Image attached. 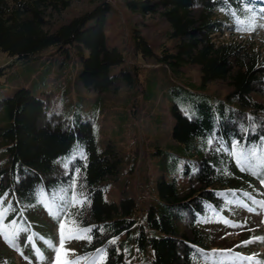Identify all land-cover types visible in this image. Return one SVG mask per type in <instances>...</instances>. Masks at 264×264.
Wrapping results in <instances>:
<instances>
[{
	"label": "trees",
	"instance_id": "1",
	"mask_svg": "<svg viewBox=\"0 0 264 264\" xmlns=\"http://www.w3.org/2000/svg\"><path fill=\"white\" fill-rule=\"evenodd\" d=\"M125 3L142 16L159 15L174 41L155 53L135 30L137 51L175 73L188 66L201 73L198 84L178 80L169 89L177 145L153 152L156 199L142 216L133 197L107 200L121 164L115 145L100 149L80 108L65 119L45 117L46 100L20 87L0 96V195L10 193L15 209L0 223L9 236L0 235V264H12L15 254L56 264L54 249L72 264H136L138 256L143 264H264V254L244 243L218 242L223 230L247 227L245 215L264 220V0ZM70 6L71 0H0V50L25 62L50 47L67 55L70 48L81 63L78 80L98 94L129 82L128 70H114L125 57L108 45L109 5L101 1L61 21ZM5 72L0 68V79ZM217 81L230 88L226 96L210 88ZM12 219L17 224L9 227Z\"/></svg>",
	"mask_w": 264,
	"mask_h": 264
},
{
	"label": "rangeland",
	"instance_id": "2",
	"mask_svg": "<svg viewBox=\"0 0 264 264\" xmlns=\"http://www.w3.org/2000/svg\"><path fill=\"white\" fill-rule=\"evenodd\" d=\"M101 1L110 7L106 26L108 45L118 47L125 57L124 63L114 70H128L129 82L118 80L109 92L98 94L78 80L81 63L70 48L69 56L50 47L25 62L15 61L0 50V68L6 69L0 79V96L28 87L46 100L45 117L55 120L65 119L76 107L80 108L97 132L100 149L111 142L119 153L120 168L116 177L109 180L105 192L107 200L120 202L125 196L133 197L138 204L137 215L142 216L158 194L160 173L158 159L153 152L158 146L174 150L177 145L172 137L175 118L169 89L178 80L198 84L201 73L197 66H188L175 73L158 62L156 56L146 57L137 51L133 37L135 30L148 40L155 53L164 46L173 48L174 41L168 37L169 24L165 20L159 15L134 13L125 0H71V6L63 12L60 20L69 21ZM261 36L264 37V31ZM210 88L223 97L230 90L221 81L210 84ZM244 217L249 223L247 227L223 230L218 234V242L223 237L230 245L251 241L244 246L253 253L264 254L262 216L248 214ZM261 236L262 240L257 239ZM76 248V244L67 246V255L63 253V259L65 256L70 258ZM15 257L12 264H31L20 255L15 254ZM136 261V264H143L144 259L138 256Z\"/></svg>",
	"mask_w": 264,
	"mask_h": 264
},
{
	"label": "snow or ice",
	"instance_id": "3",
	"mask_svg": "<svg viewBox=\"0 0 264 264\" xmlns=\"http://www.w3.org/2000/svg\"><path fill=\"white\" fill-rule=\"evenodd\" d=\"M237 27H239V25H237ZM262 183H264V182H262ZM9 195H11V194L7 193V192L4 193L3 195H0V223H2L7 218L8 213H10V212L14 213L15 212V209H14L12 203L8 202ZM6 203H7V207H5ZM16 224H17V220L12 219L10 221L9 227H14ZM63 228H64V225L62 224L61 225V234H60L61 235V245H63V242H64ZM0 235H3L5 240L9 239V236L6 232L0 231ZM250 242L251 241H245L243 243L247 244ZM54 250L57 251L56 264H72V261H70V260H63V261L61 260L59 249H54ZM99 251L100 250H98V252ZM65 255H67V253H65ZM249 259H251V258H249ZM77 264H79V262H77Z\"/></svg>",
	"mask_w": 264,
	"mask_h": 264
}]
</instances>
